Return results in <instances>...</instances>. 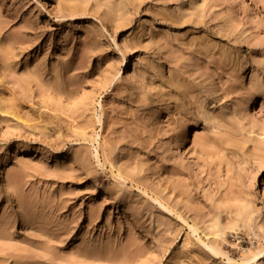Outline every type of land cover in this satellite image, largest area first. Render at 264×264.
<instances>
[{
    "label": "rangeland",
    "instance_id": "1",
    "mask_svg": "<svg viewBox=\"0 0 264 264\" xmlns=\"http://www.w3.org/2000/svg\"><path fill=\"white\" fill-rule=\"evenodd\" d=\"M0 264H264V0H0Z\"/></svg>",
    "mask_w": 264,
    "mask_h": 264
},
{
    "label": "bare ground",
    "instance_id": "2",
    "mask_svg": "<svg viewBox=\"0 0 264 264\" xmlns=\"http://www.w3.org/2000/svg\"><path fill=\"white\" fill-rule=\"evenodd\" d=\"M251 100L254 101L255 99L252 98ZM188 136H189V129H185L184 134L182 135V138L184 139V141H186L188 139ZM248 252H250L253 257L256 256L259 253V251H253L252 249H250Z\"/></svg>",
    "mask_w": 264,
    "mask_h": 264
}]
</instances>
